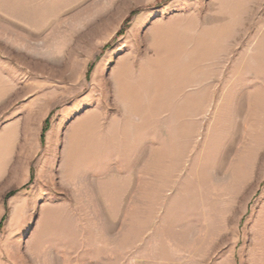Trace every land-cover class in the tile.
<instances>
[{
  "label": "rangeland",
  "instance_id": "374dc122",
  "mask_svg": "<svg viewBox=\"0 0 264 264\" xmlns=\"http://www.w3.org/2000/svg\"><path fill=\"white\" fill-rule=\"evenodd\" d=\"M0 264H264V0H0Z\"/></svg>",
  "mask_w": 264,
  "mask_h": 264
},
{
  "label": "trees",
  "instance_id": "16d2710c",
  "mask_svg": "<svg viewBox=\"0 0 264 264\" xmlns=\"http://www.w3.org/2000/svg\"><path fill=\"white\" fill-rule=\"evenodd\" d=\"M43 130H44V128H43Z\"/></svg>",
  "mask_w": 264,
  "mask_h": 264
}]
</instances>
